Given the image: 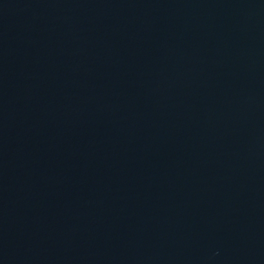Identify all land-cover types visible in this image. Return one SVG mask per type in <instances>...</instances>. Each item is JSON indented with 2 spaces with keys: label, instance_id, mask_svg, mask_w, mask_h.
<instances>
[{
  "label": "water",
  "instance_id": "obj_1",
  "mask_svg": "<svg viewBox=\"0 0 264 264\" xmlns=\"http://www.w3.org/2000/svg\"><path fill=\"white\" fill-rule=\"evenodd\" d=\"M0 264H264V0H0Z\"/></svg>",
  "mask_w": 264,
  "mask_h": 264
}]
</instances>
